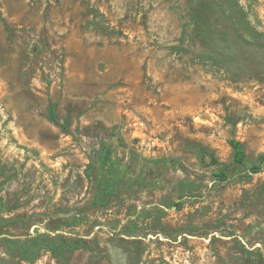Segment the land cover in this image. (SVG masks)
Instances as JSON below:
<instances>
[{"label":"rangeland","instance_id":"obj_1","mask_svg":"<svg viewBox=\"0 0 264 264\" xmlns=\"http://www.w3.org/2000/svg\"><path fill=\"white\" fill-rule=\"evenodd\" d=\"M262 155L264 0H0V264H264Z\"/></svg>","mask_w":264,"mask_h":264},{"label":"trees","instance_id":"obj_2","mask_svg":"<svg viewBox=\"0 0 264 264\" xmlns=\"http://www.w3.org/2000/svg\"><path fill=\"white\" fill-rule=\"evenodd\" d=\"M196 13V10H194ZM49 118L56 124L62 125L57 114H56V105L52 103L49 108ZM63 126V125H62ZM230 144L232 145L234 149V160L238 164H244L245 159H246V152L244 145L241 141L237 139H232L230 140ZM99 159L103 162L108 161L109 157L102 152H100ZM261 159H264V156H261ZM252 172H260L261 171V166L260 165H255L251 168ZM218 176L224 175V171H220ZM110 188L107 190L109 191ZM2 203L0 199V204ZM2 238H5L3 240L12 243H15L17 245H11L13 247H16L18 250L19 256H21L23 259L33 261L37 258V256L40 254L41 249H47L55 252L58 256H61L67 251L69 248H75L79 249L81 247L86 246V243L83 240L77 241V240H63V239H58V236H50V235H41L40 238H28L25 241L14 239L11 240L7 236H3Z\"/></svg>","mask_w":264,"mask_h":264}]
</instances>
